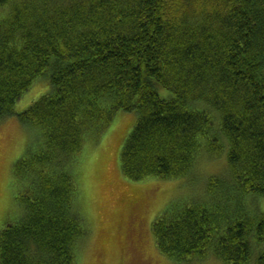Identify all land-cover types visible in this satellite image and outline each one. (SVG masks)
I'll use <instances>...</instances> for the list:
<instances>
[{"label": "trees", "instance_id": "obj_1", "mask_svg": "<svg viewBox=\"0 0 264 264\" xmlns=\"http://www.w3.org/2000/svg\"><path fill=\"white\" fill-rule=\"evenodd\" d=\"M42 79L50 93L18 114ZM121 111L137 116L127 179L192 178L227 157L206 197L154 221L158 252L264 264V0H0V122L38 132L14 167L22 217L0 231V264L77 263L73 170Z\"/></svg>", "mask_w": 264, "mask_h": 264}, {"label": "rangeland", "instance_id": "obj_2", "mask_svg": "<svg viewBox=\"0 0 264 264\" xmlns=\"http://www.w3.org/2000/svg\"><path fill=\"white\" fill-rule=\"evenodd\" d=\"M50 91L47 80L37 81L19 101L16 112H25ZM136 120L133 113H117L102 138L87 141L78 158L73 170L78 188L76 209L83 216L87 235L78 247L76 264H176L158 252L152 224L172 205L206 197L212 178H227L228 161L222 156L203 159L192 178L127 179L121 153ZM37 144L36 129L24 126L19 118L0 122V231L22 217L17 200L21 186L14 167ZM260 210L264 213V202ZM192 264L223 263L212 258Z\"/></svg>", "mask_w": 264, "mask_h": 264}]
</instances>
